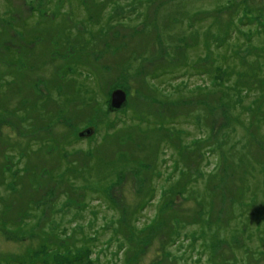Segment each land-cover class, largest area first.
I'll list each match as a JSON object with an SVG mask.
<instances>
[{
  "label": "rangeland",
  "instance_id": "1",
  "mask_svg": "<svg viewBox=\"0 0 264 264\" xmlns=\"http://www.w3.org/2000/svg\"><path fill=\"white\" fill-rule=\"evenodd\" d=\"M85 1L30 0L24 7V14L28 13L32 24L36 20L37 23L41 22L36 31L44 37L35 41L33 36L36 31H23L16 20L21 18V14H18L21 0H0V48L6 45L21 49L15 50L13 55L9 54L6 60L25 58L29 68L34 63L37 65L34 69L30 68L32 71L29 68L20 71L10 67L7 75L0 73V85L4 80L10 84L12 79H17L21 84L19 87H8L4 94L9 96L0 97V104L8 100L10 106L9 110L0 112V264H43L37 254H43L44 242L49 241L63 252L65 250L59 244L77 242L79 251L73 253L78 251L79 260L83 259L80 249L89 247L97 251L96 256L92 254L97 257L95 264H115L121 253L118 243L122 238L116 229L122 227L126 209L118 227L117 218L122 214L115 212L110 201L105 202L100 189L94 193L87 191L102 187L107 182L105 178L110 181L111 176L108 175L116 170L125 169L116 184L108 187L112 197L121 204L124 199V206L128 203L130 207H139L147 200L145 197L150 196L149 189L154 184L156 188L161 179L156 177L153 182L142 167L161 161L160 168L165 177L170 171V163L178 160L183 166L182 172L179 169L173 171L172 181L181 177L188 180L187 192L182 193L184 201L178 199L177 202L192 211L190 208L196 203L193 194L204 188L199 184L195 192L192 190L195 178L201 173L199 170L208 174L220 159L219 175L222 176L223 169L233 173L238 165L237 160H240L236 157L248 151L255 161L247 166L250 176L248 183L254 189L251 200L264 202V170L261 171L259 164V161L264 163V154L260 150L264 148V125H257L259 115L264 116L261 113L264 112V30L258 35L253 32L252 41L247 43L248 27L243 26L247 33H240L235 26L240 16L237 17V12L228 10L230 8L224 5L230 1H234V5L247 3L252 14H256L264 8V0H88L87 11L84 9ZM75 7L77 12L73 11ZM221 7L224 9L218 10ZM40 10L45 12L44 16H40ZM31 12L34 15H30ZM91 22L99 25L89 26ZM8 24L13 28L1 30V26ZM60 25H66L62 27L60 36L55 38L49 34V31L59 33ZM226 38L227 44L219 49V42ZM42 39L44 41L40 42ZM95 41L98 43L93 45ZM207 44L214 47L207 48ZM29 45H35V48ZM32 48L35 56L27 57L26 51ZM63 57L69 60L66 62ZM199 57L200 60L204 59L202 68L197 72L191 68L189 70V60ZM192 64L190 61L192 68L195 67ZM215 64L222 65L223 77L226 72L230 73L228 86L220 84L222 78L219 77L217 81L216 76L213 78ZM74 67L79 70L73 71L71 68ZM63 70L71 76L64 79ZM80 71L83 73L81 78L73 73ZM92 71L95 74L91 75ZM31 84L39 89L36 101L54 88L56 95L53 96L59 102L53 105L51 99L41 100L38 109L47 106L57 109L53 125L55 132L59 133L58 144L62 151L70 152L69 160L63 156L49 157L55 147L51 143L53 136L48 135L50 131L44 133L49 121L36 115L31 121L24 114L29 106L19 107L21 98L12 100L15 94H23L22 90L30 88ZM199 85L206 86V93L210 94L208 98L203 94L194 96ZM117 88H122L127 95V101L119 109L111 107L112 92ZM190 88L195 94L190 93ZM167 90L172 93L165 95ZM61 92L62 96L58 97L57 94ZM181 92L183 95L187 93V98L181 99ZM221 94L228 95L225 100L227 104H222L220 99V104L217 103ZM199 101L202 104H198ZM249 106L255 108L249 114L253 121L250 135L241 129V120ZM188 108L197 109L204 115L202 119L196 117L199 123L194 118L186 121ZM178 112L183 114L179 116ZM38 119L43 123L38 125ZM168 121L175 122L173 127L178 128L175 138H181L191 154L178 157L175 146L165 143L161 153L168 158L173 154V157L168 159L160 155V146L166 138L163 128ZM89 127L94 128L93 134L82 135V131ZM232 132L240 137L234 143L230 142L229 134ZM32 141L37 143L34 149L44 142L41 152L22 160L18 154L11 158L12 152L1 149H13L16 154ZM75 157L79 159L72 162L70 158ZM65 161L76 163L73 165L77 167L68 170L71 177L61 171L63 168L67 170V165H70ZM78 162L82 164L78 165ZM33 164L36 169H41L42 178L34 181L25 177L12 179L14 181L10 179L13 173L23 171L25 165L27 169ZM54 165H57L56 169L48 176L47 172H51ZM79 169L82 171L79 172ZM236 172L240 177L245 175L243 169L238 167ZM169 178L160 181L157 196L140 216V225L148 222L156 212L161 214L160 208L165 198L161 197L163 186L160 187V184H168L171 181ZM227 179L230 181L229 194L217 204L218 210L220 204L225 214H222V223L217 227L223 228L225 223L240 221L246 229V240L241 243L244 249L258 246L262 242L260 234L264 233V214L256 212L241 216L240 204L234 203L241 196L240 182L236 176ZM201 182L204 183L203 180ZM172 185L178 190L180 180ZM23 187L25 194L21 204L17 190ZM173 205L176 206V203L173 202ZM256 206L254 204V211ZM216 210L215 206L214 212ZM232 212L238 214H230ZM44 225L49 231L43 240L41 230ZM228 228L232 232V227ZM191 230L177 226L170 233L172 237L180 231L183 236ZM88 232L94 233V244L87 245V235L84 233ZM65 234L70 237L66 238ZM205 236L212 239L207 233ZM167 239L165 233L144 240L149 242L137 263L155 264L161 255L165 257L170 253L176 256L163 264H210L208 254L213 264H227L223 259H232L233 249L237 248L235 242H238L236 238L235 244L222 240L205 249L206 246L200 244L201 239L193 243V237L188 236L166 249L164 243ZM82 240H86V244H82ZM30 252L34 254L30 255ZM84 253L85 262L80 264H87V253ZM238 254L245 257L244 264L251 263L244 250H239ZM213 255L216 257L213 258ZM47 256L51 260H66L65 255L57 257L55 250ZM110 260L115 261L107 262ZM236 262L239 260L236 259ZM120 263H123V254ZM256 264L261 262L256 260Z\"/></svg>",
  "mask_w": 264,
  "mask_h": 264
},
{
  "label": "trees",
  "instance_id": "2",
  "mask_svg": "<svg viewBox=\"0 0 264 264\" xmlns=\"http://www.w3.org/2000/svg\"><path fill=\"white\" fill-rule=\"evenodd\" d=\"M88 1V0H87ZM87 1L84 2V9L85 11H87ZM30 3V0H21V6L18 7L19 11L18 14H21V18L16 20L19 22V24H21V27L23 29V31H28V30H33L36 31L37 29H39V27L41 26V22L38 20H36L34 23L37 24H32V22H29L28 19V13L24 14V7L27 6ZM235 2L234 1H230L227 4L226 8H230L228 10H231L233 12H237V17H239V21L238 24H236V28L238 29V31L240 33L244 32L247 33L246 31L243 30V26H247L248 27V33L249 35H247L248 37L246 38V42L250 44L251 40V35L253 32H255L257 35L260 34L262 30H264V8L260 10L259 13L256 14H252V9L251 7L247 4V3H238L237 5H234ZM81 6V5H79ZM11 7V6H9ZM12 8H15V6H12ZM81 9V7H79ZM224 9V7L219 8L218 10ZM217 10V11H218ZM73 11H76V7L73 8ZM38 13V12H37ZM40 16H44L45 12L44 11H39ZM79 13V12H78ZM18 14L16 17H18ZM210 14V12H209ZM30 15H34L33 12L30 13ZM101 16V14L99 15ZM148 18V16H147ZM108 17L106 18V20L108 21ZM250 20V22L248 21ZM12 22V21H11ZM102 24V23H101ZM92 25H99L98 23H93L91 22V24L89 26ZM107 25V24H106ZM66 25H60L59 27V33L53 34L54 31H49L50 35H53V37L57 38L58 35H61V29L62 27H65ZM13 27H10L9 24L7 26H1V30H8L11 29ZM103 32V30H102ZM24 33V32H23ZM46 33V32H45ZM43 33V35L45 34ZM207 34H209V31L207 30ZM206 34V35H207ZM231 34V33H230ZM230 34H228V36H230ZM39 37L40 38H44L43 36L41 37V35L36 31L34 36H33V40L35 41H39ZM32 41V40H30ZM44 41V39L40 40V42ZM98 42L95 41L93 42V45H96ZM220 44L218 45L219 49H222V47H224L227 44V38L220 41ZM30 44V43H28ZM36 45V43H35ZM35 45H29L30 47L33 46L35 48ZM28 46V45H27ZM115 46V45H114ZM214 45L209 46V44H207V48H213ZM32 48L31 50H27L26 53L28 54V56H32L33 57V53H35L33 51ZM115 50H117L116 47H114ZM226 49V48H225ZM19 51L21 49L18 48H14V47H7L6 45H4L3 47L0 48V59H2V62H0V73L2 74H8L10 71V67H16L18 68L20 71H23L24 68H26V70L29 68V66H27L28 62H26L25 58L23 59H9L6 60L9 57V54L13 55L15 52L14 51ZM213 52L215 53V51L213 50ZM35 56V55H34ZM49 57L50 54H49ZM52 58V57H51ZM64 58V57H63ZM201 57L197 58V59H191L189 60V66L188 69L190 70L193 69V72H197L200 70V68H202V64L204 59L200 60ZM210 58H214V57H210ZM153 59V58H151ZM63 60H69V58H64ZM190 61H192V65L195 66L192 68V66L190 65ZM65 62V63H66ZM6 65H4V64ZM35 66H37L35 63L34 65H31L30 68L34 69L36 68ZM30 71H32V69H30ZM222 65L221 64H215L213 71H212V76L214 78V76H216L215 80L217 81L220 78H222V80L220 81V84L223 86H228V81H230L229 75L230 73L226 72V76H222L223 71H222ZM6 69V70H5ZM73 71L75 70H79L78 68L74 67L71 68ZM89 71V70H87ZM64 74V79L68 78V73H65V71H62ZM74 74L79 75V77L81 78L83 73L80 72H73ZM95 74L94 71L91 72V75ZM235 74H239V73H235ZM71 76V75H70ZM95 77V76H94ZM93 77V78H94ZM225 79V80H224ZM0 80L2 81V78H0ZM49 82V81H48ZM10 84H7V81H3V83L0 85V97H2L3 95L5 97H8L9 95H5V91L6 89L11 86L15 87H19L21 84L17 81V79H12L9 82ZM14 83V84H13ZM196 86L195 92L193 88L191 89L190 93L195 94L196 95H200L203 94L206 98H208L210 96V94L206 93V86L204 87H200ZM209 89V88H208ZM77 90H80L79 88H77ZM200 90V91H199ZM221 93H222V88L220 89ZM23 94L17 95L15 94L13 99L16 98H21L20 99V103H19V107H23V106H29L24 114L28 117L31 118V121H33L36 117L37 118H42L45 121H49L48 124L49 126L46 127V131L44 132L46 134L47 131H50V133L48 134L49 136H53L52 142L53 145H55L54 147V151L53 153H50L49 157H53V156H63L66 160H69V155L70 152L69 150L66 151H62V148L59 146L58 144V132H55V127L53 125V123L56 120V113H57V109L55 108H48L47 107H43L40 110L38 109V107L41 104V100H48L51 99L52 104L55 105L59 102V100L57 98H55L53 95H56V93L54 92V88H50L49 92L44 95L41 99L39 98V101H36L35 99L38 98L39 96V89L35 84H31L30 88H26L22 90ZM165 95H170L172 92L171 90H167L166 92H164ZM62 92L60 94H57L58 97L62 96ZM188 94L185 93V95H183V92H181V94L179 95V97L182 98H187ZM193 96V97H194ZM225 96V97H224ZM228 95H223L221 94V96H219L217 103L220 104L219 99L221 100L222 104H227V100ZM204 100V99H203ZM201 100V101H203ZM199 101L198 104H202V102ZM8 100H5L3 103L0 104V112L2 111H7L9 110L10 106H8ZM31 102V103H30ZM183 104L186 107V101L183 102ZM35 107V108H34ZM251 109H255L254 107H247L246 108V114L245 117L241 120V129L244 130L248 135H250L251 131H252V124L253 121L250 119L249 114H250V110ZM263 108H261L262 111ZM264 113V112H261ZM179 116H181L183 114V112H178ZM36 115V117H35ZM163 115V114H162ZM203 114H200V112L197 109H192L190 110V108H188L186 114H185V118L186 121H188L191 118H194V121L196 123H199V121L196 119V117L202 119L203 118ZM236 118H234L235 121ZM258 122L257 125H259L260 123L264 125V116L263 114L258 117ZM246 121V122H245ZM168 125L166 127L163 128L164 133H166V138L163 139L162 144L160 146V150L159 153L162 157L166 156L163 155V153H161V151L163 150V145L166 143L169 146H175V149L178 153V157L182 156L184 154H191L190 149H188L187 145H183L182 144V139L181 138H175V133L178 131V128L173 127L175 124V122H171L168 121ZM178 122V120H177ZM36 123L42 124L43 122L40 121V119H38L36 121ZM230 135V142L234 143L238 138L237 137V133L236 132H232L229 134ZM60 137V136H59ZM252 138V137H251ZM260 138V137H259ZM200 139V138H198ZM37 141V140H36ZM36 141H32L29 146H25L22 147L18 153L14 154L13 149L7 148V147H3L1 149H5L6 151H10L12 152V156H10L11 158L15 157V155H19L18 157H20V159L22 160L23 158L33 154V153H37V152H41V148L44 145V142L40 143V145L38 147H36V149H34V145H36ZM42 141V140H40ZM7 142V141H6ZM49 142V143H50ZM50 143V144H51ZM10 146H12V143H9ZM52 145V146H53ZM9 146V147H10ZM168 148H166L167 150ZM49 150V148L47 149ZM165 150V152H166ZM260 150L263 152L264 154V148ZM43 151V150H42ZM42 155L46 156V154H44L43 152L41 153ZM67 154V156H66ZM76 154V153H75ZM171 157H173V154H171L169 156V158L166 156V158L171 159ZM238 165L234 167V171L235 172H227L225 169H223V174L222 176L219 175L220 171H218V167H219V161L216 162V166L210 170V172L208 174L205 173V171L203 170H199L201 171L199 177H196L194 180V184H193V191L195 192L196 189V185L202 184L204 186L203 190L200 191L199 193L193 194L194 195V199L196 200V203L194 205V207L190 208V210L192 211H188L189 208L186 207V205H181L180 203L177 202V200H181L184 201V196L182 195V193L187 192V185L186 182L187 180H184L183 177L177 179L180 180V185L181 187L178 188V190H176L174 188V186L172 185L173 183H175L177 180H173L171 176L173 175L172 172L179 169L182 172V167L180 166V162H178V160H175L173 163H170V167L169 168V173H167V175L165 177H163L162 174V170L160 168L161 165V161H159V163H151V166H145L142 167L143 170L147 171L149 173V178L150 180L153 181L154 178L156 177H161V179L157 182L158 184L156 185L155 188V184L154 187H152L151 189H149V195L148 197H145V199H147L145 202H143L139 207H130L129 204L127 203V206H124V199L122 200L121 204L119 201H117L115 198L112 197L111 193L108 190L109 186H112L114 184H116V182L118 181L119 177H121L125 171V169L123 170H116V171H112L111 174H109L108 176H111V180L108 181L107 177L105 178L107 180L106 183H104V185L102 187H97V188H93L92 190H90L89 192L87 191V193H94L96 192L98 189L101 190V192L103 193L104 197H105V202H111L113 209L115 210V212L117 214H122L120 217L117 218V223H118V227H119V221L122 218L123 214H124V210L126 209L125 214H127V216H129L127 218V216L124 214L123 216V221H122V227L119 229H116V232L121 233L120 234V238L122 236L121 239H119V253L120 255L118 256L119 258L116 260L115 264H138V257L140 254L144 253L146 251L145 247L147 246L149 241H145L144 240H150L152 237L155 236H159V235H164L165 233L168 235V239L167 241L164 243L165 244V248L169 249L171 245L175 244V243H180L182 240H184L185 237L188 236H192L193 240L192 242L195 243L197 242L198 239H201L202 242L200 243L202 246H206L205 249H208L209 246L213 247V245H216L218 242L220 243L222 240V242L225 241H229L230 244L236 243V249L234 250V253L232 254V259H226L224 258L223 260L226 261L227 264H244V262L246 261L245 257H241L238 254V251H242L244 250V253L246 254L247 258L251 261L248 262V264H256V260L260 261L261 264H264V233L260 234V244L258 246H254V247H250L249 249L246 248L244 249L243 245L241 243L245 242V236H246V229L243 225L242 222L240 221H231L229 223H225L226 225L223 228H219L217 227L218 225H220L222 223L221 221V217L222 214H225V210H223V208L220 206L219 204V208L220 210H218V206L217 204L220 203V200L226 198L228 196V189L230 186V181L227 178H233V177H237L239 182H240V186H241V196L234 201L235 204H240L241 209H242V214L241 216H245L246 214H255L256 212H258V214H264V202L261 200H258L257 202L251 200V194L254 193V189L252 188V185L249 186L248 180L250 179L249 176V172L248 171V167L249 165H251L253 161L251 153L249 154L248 151L246 152H241L237 157ZM79 159L77 157L75 158H70V160L72 162H76L75 160ZM158 161V159L156 160ZM66 163L70 164L67 165V170L66 169H62V172H66L68 176H72V174H70L68 172V170H73L72 167H77L76 163H72L69 161H65ZM79 163V162H78ZM12 164L13 166H15V162L12 160ZM63 164V163H62ZM82 163H79L78 165H81ZM260 164V168L261 171L263 172L264 170V163L262 161H259ZM28 165V164H27ZM65 165V164H63ZM182 165V164H181ZM188 165V164H187ZM57 165L51 166V172H47L48 176H50L52 173V170L56 169ZM168 166V167H169ZM64 167V166H63ZM240 168L243 169L244 171V177L242 175V177H240L237 172H236V168ZM126 168V167H125ZM5 171H10V169H5ZM12 171V170H11ZM10 171V172H11ZM79 172L82 171V169L78 170ZM151 171V172H149ZM219 172V173H218ZM7 173V172H6ZM41 169H36V165H29L27 166L26 169V165L24 166L23 171L18 172L16 174L13 173V176L11 175L10 179H18L20 177H25L28 178L31 181L34 180H38L40 178H42L43 176L40 174ZM8 175V173H7ZM184 175V174H183ZM185 176V175H184ZM217 176H220V178L218 180H216ZM170 177L169 180H171L168 184L166 183V181H164V183L166 184H160V187L163 186L161 188V197L165 198V202L163 203V206L160 208L161 214H157V212L155 213V215H153V217L148 221L143 223V225L139 224L140 221V216H142V212L145 209L146 206L150 205L153 200L155 199V197L157 196L158 190L157 187L160 183V181L163 178H167ZM186 177V176H185ZM189 178V177H188ZM203 178V179H201ZM27 179V180H28ZM201 180H203L204 183L201 182ZM14 181V180H12ZM154 182V181H153ZM225 187V189L223 188ZM257 189L259 190V185L257 184ZM264 189V179H263V187L262 190ZM261 190V188H260ZM18 193V198H20L21 204H23V199H24V187L22 189H18L17 190ZM160 197V198H161ZM254 203H253V202ZM173 202L176 203V206L173 205ZM106 203V205H107ZM254 204H257V206L255 207V211H254ZM87 206V205H84ZM215 206L217 207V210L214 212L215 210ZM88 207V206H87ZM233 209V208H232ZM92 211H95L94 209ZM214 212V213H213ZM132 214V215H131ZM166 214V216H164ZM230 214H238L237 212H232ZM28 217H31V215H29ZM264 218V217H263ZM20 224L21 222L17 225L18 228H20ZM15 226V225H14ZM177 226H185V228L188 229H192L190 232L186 231V233L182 236L181 232L178 231L176 232V234H174L171 237V233L173 232L175 227ZM217 227V228H215ZM228 227H232V232H230V229ZM14 230V229H13ZM42 234H43V240L45 239V235L46 233L49 231V228H45V225L42 227ZM200 233V234H196V233ZM208 234V237L212 238L211 240L209 238L204 237L205 234ZM85 235H87V245L89 244H94L95 240L93 239V235L94 233H84ZM60 234H57V236ZM66 238H69L70 236H68V234H65ZM203 235V236H202ZM234 238H236L238 240V242L234 243ZM82 244H86V240H82L81 242ZM59 244V243H58ZM60 247L62 249H64L65 251H61L57 245H53L50 241L48 243L44 242V247H43V254H37L39 255V259L42 261L43 264H73V262L75 264H80V263H84V257H85V253H87V264H95L97 257H93L92 254L94 253V255L96 256L97 251L93 250L92 248L86 247L84 249H80V251L82 252L81 257H83V259L79 260V254L77 253L78 247H80V245L77 242H74L73 244H71L70 242L66 243L65 245L59 244ZM248 246V244H247ZM56 247V248H53ZM212 249V248H211ZM56 251L57 252V257L65 255L64 257H66L65 261H58V258L51 260V258H49L47 255L48 253H51L52 251ZM78 250L76 253H73L74 251ZM209 250L206 252V254H208ZM34 254V252H30V255ZM117 254V253H116ZM115 254V255H116ZM123 254V263H120V259L122 257ZM187 254V253H186ZM29 255V256H30ZM176 255H171L170 253H167V256H163L161 255L157 262H155V264H163L164 262L166 263L167 261H169L170 257H174ZM187 257H190L188 255H186ZM185 256V257H186ZM182 257H184L182 255ZM208 257H210L211 263H212V259L211 256L208 254ZM216 257V255H213V258ZM236 259L239 260V262H236ZM113 261L115 260H110L107 262L113 263ZM181 261V258L179 260V262ZM187 261V259H186ZM106 262V263H107ZM174 262V261H173ZM181 264V262H180Z\"/></svg>",
  "mask_w": 264,
  "mask_h": 264
},
{
  "label": "water",
  "instance_id": "3",
  "mask_svg": "<svg viewBox=\"0 0 264 264\" xmlns=\"http://www.w3.org/2000/svg\"><path fill=\"white\" fill-rule=\"evenodd\" d=\"M127 101L126 92L122 88H117L112 92L111 107L121 108V106ZM94 128L89 127L82 131V135L91 136L93 134Z\"/></svg>",
  "mask_w": 264,
  "mask_h": 264
}]
</instances>
